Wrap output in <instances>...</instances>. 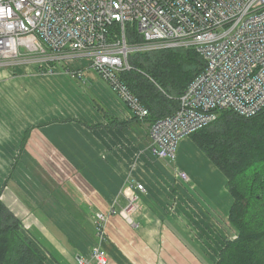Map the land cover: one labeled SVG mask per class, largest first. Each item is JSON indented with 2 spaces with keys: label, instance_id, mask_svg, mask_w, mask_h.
I'll list each match as a JSON object with an SVG mask.
<instances>
[{
  "label": "crops",
  "instance_id": "obj_1",
  "mask_svg": "<svg viewBox=\"0 0 264 264\" xmlns=\"http://www.w3.org/2000/svg\"><path fill=\"white\" fill-rule=\"evenodd\" d=\"M79 65L77 80L33 63L15 74L0 68V201L47 264H74L98 246L108 264H215L235 238L222 173L188 138L173 162L154 157L148 123L132 120L109 85ZM95 103L126 126L103 128ZM130 181L145 189L134 228L118 215ZM96 213L109 214L103 242Z\"/></svg>",
  "mask_w": 264,
  "mask_h": 264
},
{
  "label": "built area",
  "instance_id": "obj_2",
  "mask_svg": "<svg viewBox=\"0 0 264 264\" xmlns=\"http://www.w3.org/2000/svg\"><path fill=\"white\" fill-rule=\"evenodd\" d=\"M129 27L139 44L129 41ZM169 49H192L204 64L177 109L149 124V152L173 162L179 141L219 112L250 118L264 108V0H0V68L33 63L77 80L85 61L138 121L148 110L119 75L132 69L131 54ZM177 177L188 180L184 172ZM144 192L133 181L125 187L127 203L118 215L133 228ZM108 218L94 215L100 242ZM74 264H108V255L98 246L76 255Z\"/></svg>",
  "mask_w": 264,
  "mask_h": 264
},
{
  "label": "trees",
  "instance_id": "obj_3",
  "mask_svg": "<svg viewBox=\"0 0 264 264\" xmlns=\"http://www.w3.org/2000/svg\"><path fill=\"white\" fill-rule=\"evenodd\" d=\"M127 34L132 43L141 42L135 28L129 27ZM129 63L132 69L119 79L148 110V117L139 121L148 125L177 109L179 97L204 66L192 49L138 52L129 56ZM95 105L106 121L103 128L126 126ZM188 138L222 173L232 198L227 223L235 238L225 241L215 264H264V108L250 118L221 111ZM44 253L0 201V264H47Z\"/></svg>",
  "mask_w": 264,
  "mask_h": 264
},
{
  "label": "rangeland",
  "instance_id": "obj_4",
  "mask_svg": "<svg viewBox=\"0 0 264 264\" xmlns=\"http://www.w3.org/2000/svg\"><path fill=\"white\" fill-rule=\"evenodd\" d=\"M33 67H35V66H33ZM17 68H21V67H17ZM17 68H15V69H8L7 71L9 72V73H11V74H15V72L17 73ZM56 70L58 71H60L61 72V70L59 69V68H56ZM90 71H92V70H90ZM19 73H22V70H20V71H18ZM64 76H66V78H68V76L67 75H65L63 72H61ZM92 73L94 74V77L95 78H97L99 81H101L102 83H103V79H101L94 71H92ZM20 77H22V76H20ZM69 79V78H68ZM105 82V81H104ZM106 83V82H105ZM107 84V83H106ZM107 88H109L108 86H106ZM110 90H111V88H109ZM112 91V90H111ZM112 94L114 95V96H116V98L120 101V103L122 102L121 100H120V98L112 91ZM123 103V102H122ZM121 103V104H122ZM124 106H125V109H126V111L128 112V107L124 104ZM43 112V111H42ZM129 115L131 116V113H130V111H129ZM132 120H133V118L132 117H130ZM106 122V121H105ZM125 123H127V122H125ZM189 140H190V138H188ZM190 143H191V145H193L194 147H195V144L190 140ZM196 192H200L198 189H196ZM208 201H210V200H208L207 199V202ZM211 202V201H210Z\"/></svg>",
  "mask_w": 264,
  "mask_h": 264
}]
</instances>
